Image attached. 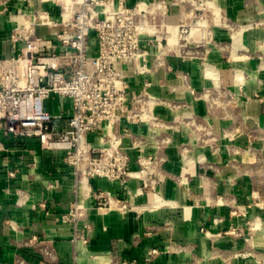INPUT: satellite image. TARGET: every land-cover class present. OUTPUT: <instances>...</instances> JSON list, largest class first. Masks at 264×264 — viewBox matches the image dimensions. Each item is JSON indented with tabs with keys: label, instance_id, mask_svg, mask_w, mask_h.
Segmentation results:
<instances>
[{
	"label": "crops",
	"instance_id": "0c3cea01",
	"mask_svg": "<svg viewBox=\"0 0 264 264\" xmlns=\"http://www.w3.org/2000/svg\"><path fill=\"white\" fill-rule=\"evenodd\" d=\"M161 1L168 22L195 18V0ZM209 1L217 16L193 31L187 47L174 37L158 57L151 52L143 74L137 61L119 65L133 91L147 81L165 99L158 115L171 135L167 174L156 196L140 194L135 179L124 188L92 178L90 188L139 209L96 208L64 149L0 129V264H264V0ZM40 7L56 11L38 0H0V59L14 55L13 30ZM220 89L233 91L235 101ZM45 106L65 129L69 103L53 95ZM130 128L150 151L154 131ZM101 132L88 137L97 143ZM75 199L83 204L76 223L62 217Z\"/></svg>",
	"mask_w": 264,
	"mask_h": 264
},
{
	"label": "built area",
	"instance_id": "2783aa9c",
	"mask_svg": "<svg viewBox=\"0 0 264 264\" xmlns=\"http://www.w3.org/2000/svg\"><path fill=\"white\" fill-rule=\"evenodd\" d=\"M38 1L52 4L56 11L33 9L11 34L14 55L0 59V129L35 138L47 149H64L78 186L84 185L88 192L92 178L124 188L135 179L141 181L140 194L156 196L167 174L164 163L171 142V135L163 130L167 124L158 115L165 99L152 93L147 81L133 91L119 65L137 61L136 71L143 74L148 71L151 52L156 51L158 57L174 37L181 48L187 47L193 31L201 26L203 10L214 15L212 4L195 0L192 22L170 23L169 5L161 0H137L133 5L130 0ZM40 26L56 30L39 34ZM228 94L234 101L235 93ZM53 95L69 103L62 112L66 118L63 130L45 106ZM130 126L154 131L150 151L144 147V136ZM100 129L94 143L88 135ZM126 135L129 144L123 142ZM91 194L98 209L121 213L139 209L128 199L100 189ZM81 209L82 202L75 199L62 217L76 223ZM155 252L151 249L149 253Z\"/></svg>",
	"mask_w": 264,
	"mask_h": 264
},
{
	"label": "rangeland",
	"instance_id": "374dc122",
	"mask_svg": "<svg viewBox=\"0 0 264 264\" xmlns=\"http://www.w3.org/2000/svg\"><path fill=\"white\" fill-rule=\"evenodd\" d=\"M206 14H208L209 16V18L207 17V21L204 19V18H206V17H204V16H202V19H201V22H200V24H201V27L200 28H202V26H204V25H206V24H208V23H212V19H213V17H212V15H211V11L210 10H207V9H205V10H203ZM214 11V10H213ZM213 14H215L216 16H217V13H215V11H214V13ZM205 15V14H204ZM211 16V17H210ZM210 18H212V19H210ZM218 20V19H217ZM203 30H204V28H202ZM202 30V31H203ZM220 94L222 95V96H224V97H227L228 99H229V101H233L232 99H230V96H229V94H228V92H230L229 90H227V89H220ZM231 92H233V91H231ZM228 94V95H227ZM235 101V100H234ZM233 101V102H234ZM236 213V211L235 210H233V214H235ZM206 232V231H205Z\"/></svg>",
	"mask_w": 264,
	"mask_h": 264
},
{
	"label": "bare ground",
	"instance_id": "6f19581e",
	"mask_svg": "<svg viewBox=\"0 0 264 264\" xmlns=\"http://www.w3.org/2000/svg\"><path fill=\"white\" fill-rule=\"evenodd\" d=\"M82 183H80V185H81Z\"/></svg>",
	"mask_w": 264,
	"mask_h": 264
}]
</instances>
